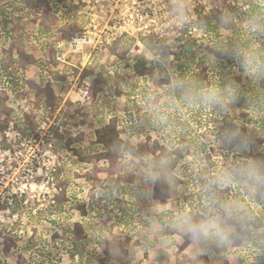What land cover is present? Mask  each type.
Instances as JSON below:
<instances>
[{"label":"rangeland","instance_id":"1","mask_svg":"<svg viewBox=\"0 0 264 264\" xmlns=\"http://www.w3.org/2000/svg\"><path fill=\"white\" fill-rule=\"evenodd\" d=\"M151 1H153L152 8H161V10H156L155 14H149L147 18H144L145 15L142 14L143 17L140 20V14L136 12L131 17L120 13L125 8L121 5L123 4L121 0H118L117 6L113 0H65L63 3L53 0L58 16H62L63 21H59L60 24L64 23L70 15L67 9L68 6L76 4L79 6L78 14L81 21H83V28L80 33L93 20L91 24L97 26V29L106 26L108 28L115 27L117 30H113V32L118 34L115 41L122 36L134 38V43L137 40L140 41V44L136 47L133 46V42L129 45V49L121 61L111 56L109 52L110 46L115 41L111 45L101 46L98 50H94L89 46L84 47L83 54L82 52L77 54L80 57V62L77 65H80L90 53L89 63H86L85 69H91V75L101 81L98 87L103 88L105 90L103 92H110L111 96H115L113 98H116L117 110L122 108L123 102H129V111L132 115V120L129 122H135L134 125L137 124L136 131L139 128L142 132H132L131 135H128L122 148L111 150V158L94 157L89 163H80L71 148L79 149L83 156L98 155V149L93 144L86 143L95 128L97 118L100 117V111L95 109L94 104H92L96 94L92 90L91 102L81 107L79 115L82 120H78L71 113L68 122L66 121L68 123L67 129H69L72 136L75 137L81 133L83 139L80 142L71 144V148L63 146L58 153L59 156L54 163V189L52 187L49 189L50 184L46 183V179H44L42 187L37 184L33 188L28 186L23 192L18 191L15 194L14 204L8 212L3 210L4 204L0 205V249L5 240H13L16 243V247L11 248L10 255L7 258L4 259L0 254V264H98L100 258H105L104 248L106 246L109 247L110 255L104 264H156V258L163 256V253L170 258V262L173 264V254L163 245V242L164 239L166 242L169 241L168 237L165 238L164 229L165 224H168L171 220L170 213L172 212L166 210L171 208L174 201L168 200L164 204L156 198L152 191L153 184L159 182L162 187H166L168 180L164 177V172L177 173L185 180V185L178 184L177 186L181 192L180 200L183 202L186 199L185 195L187 197L188 194L200 192L202 201L199 202L198 198L194 196L193 202L195 209L200 207L199 209L202 210L206 195L204 189L217 170L235 167L249 161L254 162L252 154L257 151V148L252 146L251 139L247 135H242L243 138H240L237 143L232 142L227 136L224 138L219 136V139L215 136V130L221 125L223 114L238 115L237 120L239 121L242 119L244 121L252 120L250 116L240 115L243 113V107L248 104V96L253 93L250 90L251 86L248 84V80L245 79L248 75L246 71H243V82L240 86L233 87L231 85L232 81L226 82L225 88L231 87L234 89L235 99L227 105H220L222 108L213 111V113L211 107L207 105L202 125L194 124L192 130L195 135L194 140H197L198 145L202 143L208 147L209 152H211L209 160L196 162L195 156L192 154L180 158L178 154L170 155L168 148H166L165 154L163 153L161 160L155 158L159 154V149L154 148L153 143L156 139L165 143L169 135L168 133L165 134V131L150 130L146 123L145 110L141 109L139 111L137 108L138 104L143 106L144 102L141 96H135V93L138 91V94H140L141 91L146 90L151 94L156 92L162 95L160 88L157 86V81L161 78V68H167L169 72L171 71V61L159 55L161 45H168L171 50L178 51L189 36L197 37L200 41L205 39L204 44H210L209 35H203L206 28L204 25L207 24L204 19L206 16L216 11L226 14L225 17L227 18L229 13H232L236 8L237 11L240 9L239 15H243L249 7L247 4L242 5V0H235V3L229 6H227L226 0H210L212 1L210 2L212 4L210 8H215V5L221 4L222 10L211 9L208 11L200 3L199 7L193 12L190 11V13L187 10L189 6L186 3L192 4L196 2L195 0ZM254 1L259 6L258 10H263L264 0ZM12 2L17 4V0H0V9H4L1 13L3 16L1 19L6 18L7 20L0 23V62H2L0 63V89L8 88V91H10L9 89L13 83L9 79L11 74L5 75L4 66L10 56L16 57V53L8 56L6 50L12 39H18L17 32H22L26 36L24 48L26 52L33 54L38 61H46L49 56L55 59V49L53 47L33 39V34L35 35L37 31V25L31 22V16L29 15L31 8L26 5L22 9V5L21 10H19L15 8V4ZM240 5H242L241 8L238 7ZM132 10L134 9L129 11L132 12ZM191 10L193 9L191 8ZM203 11H208V13H203ZM191 14H197V17H193ZM146 23L148 26L144 28L143 25ZM241 24L242 27L240 26L239 33L245 34L250 31L252 41L260 46V42L264 40V30H257L252 21H248L246 17L241 20ZM89 27L92 29L91 26ZM192 27L195 30L189 33ZM14 29H18V31L16 32ZM110 29H104V33L112 30ZM210 30L212 32V29ZM219 31V35H223L224 32ZM7 34L10 36L8 41L4 38ZM205 34L207 33L205 32ZM95 52H98V60H96V57L91 62ZM258 53L264 56V52L258 51ZM55 61L57 62H55V65L54 63L51 64L56 70L51 72L61 75L60 72L63 71L65 65L59 64L56 59ZM228 61L225 76L226 74L237 75L242 72L238 67L241 64L239 59L233 56ZM90 62L91 67H89ZM44 67V64L40 66L32 64L24 74H21V78L39 81L41 78L39 69ZM142 67L152 68L153 71L140 75L138 71ZM263 76L264 74L261 75V77ZM7 81L8 84H6ZM50 85L54 88L56 94L59 93L60 83L50 81ZM34 92L31 90L28 95V99L32 102L35 101ZM116 92H120V95H116ZM243 97L246 99H243ZM17 101L20 102L21 100L18 99ZM170 101L171 99L167 96L161 97L160 103L161 105L164 104L161 109L172 113L177 111L174 109L177 106V108H180L181 114L185 108L188 112L193 111V108H189V106L183 108L180 102L174 104ZM104 102L109 104V97L104 99ZM240 102L242 105H240ZM224 106L225 108H223ZM39 107H26L27 112L34 114L33 119L28 120L29 123L27 122L31 126L36 124H32L36 118L33 111ZM130 118L128 115L126 116V119L129 120ZM122 137L125 138V134H122ZM141 147L145 149L144 154L139 153ZM188 147H190L189 143H182V152L186 151ZM55 149L57 152L56 147ZM177 161L179 163L175 168L174 165ZM171 164H173V167H171ZM98 170L100 172H96ZM94 171L98 173L99 181L86 180L83 174L85 172L93 173ZM61 181L67 184L65 187L67 198L62 206L56 203L57 194L61 193L59 186ZM92 186H95L93 188L95 193L94 208L88 214L83 215L78 206L84 205L87 209L88 204L91 202ZM214 190L221 200L233 202L238 212L249 205L256 214L264 217V213L261 214V212H264V185H245L234 181L230 186L224 188L214 186ZM25 200H27V203L24 204ZM195 200L197 201L195 202ZM127 203H129V206L132 203L136 204L137 212L139 211L135 214L133 225L130 228L124 227L123 223H118L120 219L119 208L127 205ZM197 204L201 205L197 206ZM178 215L181 217L184 212L181 211ZM238 218L239 214L236 220ZM258 222L261 223L262 221ZM255 233V244L248 245V248L252 249L250 252L245 247L238 251L232 250L226 254L224 248L217 247L219 242L210 240L202 242L206 244L205 247L202 243L193 246L190 242L183 251L182 258L186 260V264H192L190 260L197 253H216L220 255L224 252L226 264H262L259 253L264 244V222L261 223ZM127 237L130 239L128 240ZM140 238L146 239L147 244L143 247H135V240ZM122 251H125V253H122ZM144 251H146L148 257L144 256Z\"/></svg>","mask_w":264,"mask_h":264},{"label":"trees","instance_id":"2","mask_svg":"<svg viewBox=\"0 0 264 264\" xmlns=\"http://www.w3.org/2000/svg\"><path fill=\"white\" fill-rule=\"evenodd\" d=\"M242 1V5L247 4L249 7L243 15H239L240 9L237 11L236 8L232 13H229L227 18L225 17L226 14L216 11L204 18L207 24L204 25L206 28L204 29L203 35H209L211 40L210 44H204L205 39L200 41L197 37L189 36L178 51L171 50L168 45H161V52H159V55L162 58H168L171 61V71L169 72L167 68H161V78L157 81V86L160 88L159 90L162 92V95L156 92L151 94L146 90L141 91L140 94H138V91L135 93V96H141V99L144 102L143 106L145 107L141 106L142 104H138L137 108L139 111L141 109L145 110L144 115L150 130L165 131V134L168 133L169 135V138L165 140V143L159 139H156L153 143L154 148L159 149V154L155 156L156 159L161 160L163 158L162 155L163 153L165 154L166 148L170 150V155L178 154V157L180 158H185L192 154L195 156L196 162L209 160L211 158V152H209L208 147L202 143L198 145L197 140H194L195 135L192 133V130L194 124L202 125V119L203 115H205L207 105L211 107L212 113L222 107L220 104H207L193 97L185 98L186 90L174 89L171 87V84L174 80L182 79L189 84L197 86L215 85L223 89L225 88L227 81H232L231 85L233 87L240 86L241 82H243V71L246 70L241 64H239L238 67L241 69V73L237 75L226 74L225 76V71L228 69L229 58L234 56L233 53L237 49H254L257 52H264V40L260 42V46H258L259 44H255L252 41L250 31L245 34L239 33V30L242 27L241 20L244 17H246L248 21H252L257 30H264V8L261 11L258 10L259 6L254 0ZM58 2L63 3L65 0H58ZM12 3L15 4L14 2ZM16 3L19 5L17 6V4H15V8L19 10H21L20 7L22 5V9H24L26 5L31 8L29 11L31 22L37 25V31L35 35L33 34V39L37 42L44 43V45L52 47L57 41L69 40L71 36L80 34L82 31L83 21H81L78 14L79 6L76 4L68 6L67 9L70 15L64 23L60 24L59 21H63L62 16H58L53 0H17ZM242 5L238 7L241 8ZM3 11L4 9H0V19L3 17L1 15ZM6 21V18H4L0 20V23ZM210 29H212V32ZM218 29L224 32L223 35H219L220 31ZM14 31L17 32L18 29H14ZM205 32L207 34H205ZM17 33L18 39H12V42H9L6 50L8 56L16 53V57L10 56V59L4 66V70L6 71L5 75L11 74L9 79H11L13 85L10 87V91H8V88L0 89V130H3L12 119H15L18 125H21V123L22 125H25V123L27 124V122L29 123L28 120L31 121L33 115L31 112H27V106L37 108L42 104L45 108L51 107L52 110L55 111L60 102L59 96H57L54 88L50 85V78L53 77V79L55 78L54 80L62 81L64 79L62 75L54 74L51 71L49 72L50 74H45L41 71L39 72L41 76L39 81L21 78V74H24L32 64L36 66L44 64V66H47L51 63H54L55 65L57 62L52 56H49L46 61H38L33 54L26 52L24 48L26 45V36L22 34V32ZM211 33L214 35H210ZM9 37V34L4 36L7 41ZM180 39L183 40L181 37ZM133 41L134 38H126L124 36L117 39L109 48L111 56L120 61L123 60L125 53L129 49V45ZM97 56L98 52H95L92 56L91 62H93ZM67 57L69 61L76 64L80 62V57L78 55H68ZM96 60H98V57ZM91 62L89 67H91ZM90 70L91 69L89 68L85 69L83 75L92 74V71ZM152 71V68L142 67L138 71V74L143 75L151 73ZM227 75L230 76L228 77ZM245 79L248 80V84L251 86L250 90H252L253 93H250L248 96V104L246 107H243V113L240 115L250 116L252 120L244 121L242 119L239 121L237 120L238 115L230 116L228 113L223 114V116H221V125L215 130V136L218 139L219 136L223 138L227 136L232 142L237 143L240 141V138H243L242 135H247L248 138L251 139L252 146L257 148V151L252 154L253 161L264 166V76L261 77L260 75L259 77H253L248 74ZM93 83V91L96 94L98 93V98H95V94L93 98L94 102L92 104H94L93 107L95 109L100 111V117L99 119L97 118L95 128L92 130L86 143L93 144L96 149H98V155L95 156L94 154H89L88 156H83L79 149L71 148V144L80 142V140L83 139L81 133L73 137L69 129L66 128L62 133L63 135L56 133L54 137L55 146L58 152H60L63 146L71 148V151L75 152L80 163L83 164L91 162L94 157L104 159L111 158V150L122 148L128 135H131L132 132H142L139 128L136 131L135 127L137 124L134 125L135 122H129L132 120V115L129 111V102H123L122 108L117 110L118 106L115 104L116 98H113L115 96H111V94H109L110 92H103L105 90L98 87V84L101 83V81L97 77L93 79ZM31 90L35 91L34 102L28 99ZM193 91H198V89L194 88ZM116 93V95H120V92ZM100 96H102V98H100ZM163 96L170 98V102H173L174 104L178 102L182 103L183 108L189 106V108H193V111L188 112L185 108L181 114L179 111L180 108H177L176 106L174 108L177 110L176 112H167V110L165 111L161 109L162 105L164 106V104L161 105L160 103L161 97ZM108 97L110 103L106 104L104 99ZM244 98L245 97H243V99ZM18 99L22 102H18ZM66 105L67 107L60 112V115L63 114L69 118V115L72 113L78 120H82V117L79 115L82 105H79L78 103L73 104L71 102H68ZM240 105H242L241 102ZM223 108H225V106ZM185 113L187 114L185 115ZM127 115L131 117L129 120L126 119ZM65 122L66 119L63 120L64 124ZM122 134H125V138L122 137ZM185 142L189 143L190 147L182 152L181 144ZM139 153L144 154L145 149L141 147ZM178 163V161L175 163V168H177L176 165ZM171 167H173V164H171ZM96 172H100V170ZM96 172H85L83 175L88 181H99V176ZM164 177L168 180V185L162 187L159 182H155L152 190L156 198L164 204H166V201L168 200L174 201V204L171 205V210H166L172 213H170L171 220L169 219L170 222L165 224L164 229L166 234L165 238L168 237L169 241L167 240L168 242H166L164 239L163 245H165L175 256V264H186V260L182 258V255L184 249L191 241L177 224L180 218L178 214L181 211L185 214L187 211L186 214L198 217L202 210L199 209L200 207H196V209L194 208L195 205L193 198L196 196V198H198L197 200L200 202L202 201L201 195L200 192L188 194L189 196L187 197L185 195L186 199L182 202L180 200L181 192L178 190L177 186L178 184L185 185V180H183L177 173L173 174L168 171L164 172ZM169 180L171 181L170 183ZM63 182L64 181H61L59 185L61 193L57 194L56 197L57 205L61 206L67 198V190H65L67 184ZM94 187L95 186H92L91 189V202L88 204L87 209L84 205L78 206L83 215L88 214V212L94 208ZM197 200H195V202ZM240 200L242 199L240 198ZM147 203L149 204V202ZM199 205L201 204H197V206ZM119 210L120 219L118 223H123L124 227L130 228V226L133 225L135 214L139 212H137L136 204L132 203L129 206V203H127V205L121 206ZM262 213L264 212H261V214ZM238 214L239 218L232 221L235 229L229 237L228 242L219 243L217 246L224 248L226 254L232 250L238 251L245 247L248 248L249 244L254 245L256 241L255 231L261 226V223L264 222V217H260L256 214L254 209L249 205H246L241 212H238ZM258 221L262 222L260 223ZM76 226L80 228L78 224H76ZM127 239L129 240L130 238L127 237ZM74 244L77 246L76 243ZM145 244H147V241L146 239L143 240V238L137 239L134 242L135 247H143ZM202 245L203 247L206 246L205 243H202ZM12 247H16L15 241L5 240L0 249V254L4 259L10 255ZM248 250L250 252L252 249L250 250V248H248ZM122 253H125V251H122ZM225 253L223 252L220 255L216 253H197L190 262L192 264H226L224 261ZM104 255L105 258H100L98 264H104L108 259L107 257L110 255L108 246L104 248ZM144 256L148 257L146 251H144ZM259 256L261 257L260 259H262V264H264V244ZM156 260L157 264H165L169 261L168 257L164 256H159Z\"/></svg>","mask_w":264,"mask_h":264},{"label":"built area","instance_id":"3","mask_svg":"<svg viewBox=\"0 0 264 264\" xmlns=\"http://www.w3.org/2000/svg\"><path fill=\"white\" fill-rule=\"evenodd\" d=\"M113 1L117 6L118 0ZM121 1L123 3L121 5L125 8L120 13L131 17L136 12L140 14V20L143 15H145L144 18H147L149 14H155L156 10H161V8H152L153 1L151 0ZM195 1L192 4L186 3L189 6L187 8L188 12L195 11L200 3L208 11L211 9L222 10L221 4L215 5V8H210L212 5L210 2L213 0ZM226 2L228 3L227 6H229L230 4H234L235 0H226ZM130 9H134L135 11L132 10L131 12L129 11ZM204 11L203 13H208V11ZM191 15L197 17V14ZM92 21L88 26L86 25V29L82 33L71 36L69 40H59L52 46L55 49V59L59 64L65 65L63 71L60 72L64 78L62 81H56L50 76L51 82H58L61 86L58 90L59 93H57L60 98L57 109L53 111L51 107L45 108L40 104V107L33 111L36 116L35 122H32V124L36 123L34 126L28 123H25V125L21 123V126L17 124L15 119H12L3 130H0V205H5V207H2L5 212L6 210L8 212L14 204L15 194L18 191L23 192L28 186L33 188L37 184H39V187H42L44 179H46V183L50 184L49 189L55 186L54 163L59 156V152H56L55 149L54 135L56 133L62 134L68 127V117L63 114L60 115V112L67 107L66 104L68 102L73 104L78 103L82 106L87 105L91 102L90 100L93 95L94 77L91 74L83 75L86 63H89L90 53L80 65L69 61L67 56L70 54L75 56L81 53L83 48L87 46L98 50L101 46L111 45L115 41V37L118 36L116 32H113V30H117L115 27H110L112 30L107 26L97 29V26L91 24ZM147 26V23L143 25L144 28H147ZM104 29H110L111 31L104 33ZM192 30H195V28H190L189 33H192ZM139 44L140 41L137 40L133 46L136 47ZM44 68V70L39 69V72L42 71L45 74H50V71L56 70L52 64ZM8 83L7 81L6 84ZM95 98H98V93L95 95ZM65 119L67 122L64 124L63 120ZM26 201H24V204L27 203Z\"/></svg>","mask_w":264,"mask_h":264},{"label":"clouds","instance_id":"4","mask_svg":"<svg viewBox=\"0 0 264 264\" xmlns=\"http://www.w3.org/2000/svg\"><path fill=\"white\" fill-rule=\"evenodd\" d=\"M233 55L240 60L249 75L259 77L264 74V56L261 53L254 49H237ZM171 87L186 90L185 98H197L207 104L227 105L235 99V91L231 87L222 89L215 85L197 86L182 79L174 80ZM194 88L198 91L194 92ZM234 181L245 185H264V166L249 161L235 167L221 168L217 170L213 178L209 179L204 189L206 195L199 216L184 214L177 222L193 246L210 240L219 243L228 242L234 231L232 221L237 218L238 209L233 202L221 200L214 186L224 188Z\"/></svg>","mask_w":264,"mask_h":264},{"label":"crops","instance_id":"5","mask_svg":"<svg viewBox=\"0 0 264 264\" xmlns=\"http://www.w3.org/2000/svg\"><path fill=\"white\" fill-rule=\"evenodd\" d=\"M185 250V249H184ZM170 251V250H169ZM164 257H168L165 253H163L162 254ZM173 257H174V262H173V264H175V256L173 255ZM168 262L167 263H165V264H172L171 262H170V258L168 257ZM157 264V263H156Z\"/></svg>","mask_w":264,"mask_h":264}]
</instances>
